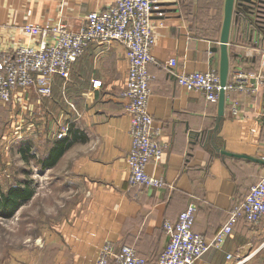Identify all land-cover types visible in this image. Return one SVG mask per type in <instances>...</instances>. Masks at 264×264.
Here are the masks:
<instances>
[{
  "label": "crops",
  "instance_id": "1",
  "mask_svg": "<svg viewBox=\"0 0 264 264\" xmlns=\"http://www.w3.org/2000/svg\"><path fill=\"white\" fill-rule=\"evenodd\" d=\"M114 1L0 0V51L37 44L23 32L26 23L78 30L90 12ZM157 1L162 11L153 17L148 111L165 151L146 172L166 186L129 184L126 49L119 43H91L69 79L54 76L51 96L33 89L17 92L12 101L17 121L24 117L23 103H29L24 110L33 129L27 149L33 152L25 159L27 149L20 150L13 160H30L35 179H21L27 173H16L9 153L0 154V191L23 189L26 183L32 191L9 217L0 215L13 216L17 237L9 254L0 247V264H98L107 241L116 251L128 245L147 264H158L169 240L165 221H176L194 203V231L212 241L232 207L264 174V0H235L228 83L239 73L254 76L246 78L250 90L226 93L222 116L218 104L180 86L168 62L176 59L178 71L219 74L226 0ZM66 127L69 132L59 138ZM222 149L251 159L222 155ZM12 175L20 180L7 184ZM263 242L264 218L255 225L241 221L199 264H264Z\"/></svg>",
  "mask_w": 264,
  "mask_h": 264
},
{
  "label": "built area",
  "instance_id": "2",
  "mask_svg": "<svg viewBox=\"0 0 264 264\" xmlns=\"http://www.w3.org/2000/svg\"><path fill=\"white\" fill-rule=\"evenodd\" d=\"M161 9L157 0H115L102 10L90 12L78 30L64 24H24L23 32L37 38L38 42L0 51V104L12 102L17 92L33 89L43 97L51 96L54 76L69 79L73 65L85 55L91 43H119L126 49L128 63L124 97L131 117L132 144L126 157L129 184L165 187L164 179L146 172L148 164L159 162L165 151L154 127V117L148 111L152 78L148 67L154 60L151 52L155 41L153 17L160 14ZM168 67L180 86L202 94L208 103L218 104L221 84L217 72L178 71L176 59H171ZM249 76L254 75L239 73L237 81L227 83L225 92L250 90L252 85L246 82ZM71 107L75 105L71 104ZM68 132L67 127L63 128L58 137L62 138ZM196 211V205L190 203L176 221H165L169 240L158 264H199L211 245H223L239 222L258 224L264 218V174L245 198L232 207L212 241L194 231ZM227 259L232 260L233 255L229 254ZM111 260L114 264H147L135 248L122 245L116 251L114 244L107 241L100 250L98 264H110Z\"/></svg>",
  "mask_w": 264,
  "mask_h": 264
},
{
  "label": "rangeland",
  "instance_id": "3",
  "mask_svg": "<svg viewBox=\"0 0 264 264\" xmlns=\"http://www.w3.org/2000/svg\"><path fill=\"white\" fill-rule=\"evenodd\" d=\"M12 104L13 102L0 104V154L2 152L9 153L12 158V165L15 164L16 173L17 171L27 173L21 175V179L33 180L35 178L29 174L34 169V166L29 162L30 160L27 162H20L19 164L17 159L15 161L13 160V156L19 153L20 150H25L28 147H31L30 137L32 133L31 129H33V127L30 125L29 112H25L24 110V108L29 106V103L24 102L21 109L19 108L21 111H24V117L22 120L18 121L14 119L16 114L13 113ZM25 151L27 157L32 155L31 151L33 152V150L27 149ZM10 170H12V168H10ZM16 178H14L13 175L6 177L7 184H14V182L17 181ZM18 180L20 179L18 178ZM12 217L13 216L10 218H0V247H3L7 254L13 250L17 239L14 234V224Z\"/></svg>",
  "mask_w": 264,
  "mask_h": 264
},
{
  "label": "water",
  "instance_id": "4",
  "mask_svg": "<svg viewBox=\"0 0 264 264\" xmlns=\"http://www.w3.org/2000/svg\"><path fill=\"white\" fill-rule=\"evenodd\" d=\"M234 6H235V0H226L225 9H224V21L221 32V38H220L221 56H220L219 76H220L221 90L218 101V110L220 116H222L224 112L225 99H226L225 87L228 83V76H229L228 43H229L230 32L233 23ZM220 153L222 155L229 157L251 159V157L249 156L230 153L224 149L220 150Z\"/></svg>",
  "mask_w": 264,
  "mask_h": 264
},
{
  "label": "trees",
  "instance_id": "5",
  "mask_svg": "<svg viewBox=\"0 0 264 264\" xmlns=\"http://www.w3.org/2000/svg\"><path fill=\"white\" fill-rule=\"evenodd\" d=\"M59 152L58 154H61ZM23 156L25 159H28L26 152L23 151ZM43 167H45V162L42 161ZM51 164V162H50ZM32 195V191L26 187L20 189L19 187H10L6 192L0 191V215L3 217H9L12 212L19 207L23 202L27 201Z\"/></svg>",
  "mask_w": 264,
  "mask_h": 264
}]
</instances>
